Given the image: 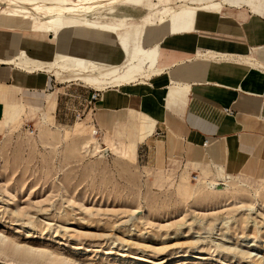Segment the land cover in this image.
Listing matches in <instances>:
<instances>
[{"label": "rangeland", "instance_id": "obj_1", "mask_svg": "<svg viewBox=\"0 0 264 264\" xmlns=\"http://www.w3.org/2000/svg\"><path fill=\"white\" fill-rule=\"evenodd\" d=\"M60 1L72 2L77 9L96 6L89 22L125 27L123 42L136 48L144 45L150 25L172 11L196 6L192 0H136L135 6L116 5L105 14L103 0ZM119 9L125 14H118ZM17 17L23 23H17ZM0 26L53 36L41 17L26 15L20 6L5 13L0 8ZM140 28L142 33L135 34ZM86 35L88 43L78 36V48L64 46L66 58L55 51L47 62L28 56L18 60V70L31 73L45 64L46 73L58 83L74 81L79 88L85 85L94 91L106 86L119 69L83 78L53 66L55 62L74 69L85 51L87 64H96V53L99 63L108 64L114 57L115 37L99 31ZM57 93L38 102L36 110L27 106L14 123L0 116V234L21 248L52 254L40 258L0 244V264H64L63 259L75 264H264L258 260L264 258V180L225 169L230 178L224 183L217 180L214 167L180 160L151 167L137 150L134 157L124 158L112 151L92 153L93 142L104 148L107 137L114 143L125 138L117 137L112 128L102 139L99 134L91 136L96 130L83 121V113L91 108L90 97L83 98L80 92L72 91L71 102L55 123ZM15 101L0 99L1 104ZM206 180H212L215 189L209 190ZM186 188L192 190L191 196L184 194Z\"/></svg>", "mask_w": 264, "mask_h": 264}, {"label": "crops", "instance_id": "obj_2", "mask_svg": "<svg viewBox=\"0 0 264 264\" xmlns=\"http://www.w3.org/2000/svg\"><path fill=\"white\" fill-rule=\"evenodd\" d=\"M213 3L214 11L196 9L198 4L188 7L194 10L189 14L172 11L170 28L155 41H150L149 29L142 47H128L123 42L126 29L118 27V40L130 59L140 60L139 50L151 51L153 57L144 59L143 70L137 71L128 63L113 67L116 43L108 64L99 63L100 54L96 53V64H89L98 67V74L118 69L119 73L106 86L95 87L98 98L89 113H83V121L97 130L101 139L105 130L115 129L124 141L114 143L108 137L105 141L122 145L128 152L133 146L151 167L180 160L189 165L221 166L228 173L264 180V0ZM121 9L118 14H125ZM142 31L140 28L135 34ZM56 42L53 50L51 33L0 26V58H9L20 49L28 54L19 55L15 65L0 64V99L17 100L0 103L5 121L16 122L22 102L37 106L58 91L56 123L71 102L72 91L86 99L96 92L85 85L80 89V83L74 81L58 83L46 73L45 64L31 73L18 70L19 59L30 56L47 62L54 59V51L64 59V46L78 48V42ZM81 58L88 61V52H82Z\"/></svg>", "mask_w": 264, "mask_h": 264}, {"label": "bare ground", "instance_id": "obj_3", "mask_svg": "<svg viewBox=\"0 0 264 264\" xmlns=\"http://www.w3.org/2000/svg\"><path fill=\"white\" fill-rule=\"evenodd\" d=\"M104 5L102 11L106 14V12L110 13L111 11L114 10V7H122V6H135L136 3H139L136 0H103ZM160 1V0H159ZM213 0H192L193 3L198 4L200 7L196 9H208V11H214L212 6H203L204 3H211ZM221 3L227 4V0H220ZM13 6L17 7H22L26 11V15H31L35 14L38 15L39 17L42 18L44 25L53 33V44L56 41H64L68 43H77L78 42V36L84 41V43H88L89 38L87 37L86 33L87 32H92V31H99L100 34L104 35H112L115 37V43L118 47V52L116 54V61L112 62L111 64L113 67L117 68L125 63H128L129 67L132 68V70L136 69L137 71H142L143 70V65L142 61L144 59L150 60L152 59V54L151 51H143L139 50V59L137 61H134L133 59H130V57L126 54L124 47L121 44V41L118 40V28L117 27H109L108 25L105 24H96V23H91L89 22V17L93 14V9L96 8V6H89L86 8L82 9H77L76 4L69 2H61L60 0H29L28 6L24 5L22 2H16L15 0H0V8L3 9V12L9 11ZM203 6V7H201ZM5 7H8L7 9ZM117 9V8H116ZM186 14L191 13V11H194L193 9L190 8H181V10ZM175 12V11H174ZM217 12V11H216ZM171 15V13H170ZM16 18V22L17 19ZM4 19V20H3ZM1 19V22H5V17ZM23 23V20L17 22V23ZM24 24L26 27L29 28L27 21H24ZM171 24V18L168 17L160 21L159 24L157 25H150V41H155L159 36L162 34H165L164 31L168 27L170 28ZM84 28L83 31L78 30V28ZM100 35L101 39L103 36ZM57 43V42H56ZM21 55L26 57L28 54L25 51V49L19 50L17 54H14L10 56L9 58L2 59L0 58V64L2 65H15V61L17 57ZM20 58V57H19ZM114 61V60H113ZM55 68H62L64 71H70V72H76L77 76H82L89 74V75H97L98 74V67L94 64H87V59L86 58H81L78 61V66L77 68L74 69H69L68 67H64L63 64L61 66H58L57 64H54ZM151 67V66H150ZM149 67V70H150ZM99 91H102V88H99ZM16 104V103H15ZM25 106L32 107V109L36 110V105L31 106L24 104L23 102L19 106V112L20 114L23 112L25 109ZM12 119H8L5 122L6 123H13ZM17 121V120H16ZM93 133H96L95 131L92 132V137ZM95 138V137H93ZM92 153H98V152H109L112 151L113 154L121 156L122 158L129 156L134 157V147L132 146L130 148V152L126 150V148L122 145L119 147L114 146L112 142L108 141V146L101 148L98 147V144L96 142L92 143ZM224 167V166H223ZM216 171V178L219 181H222L225 183L226 179H229L230 177L226 175L225 169L222 168L221 166H215L214 167ZM231 180V179H230ZM232 181V180H231ZM196 182L199 183L200 181L196 179ZM209 190L215 189L214 186L215 184L212 183V180H206L204 182ZM184 194L186 196H191L192 195V190L190 188H186L184 190ZM246 211L250 212V209H247ZM252 224L256 225L254 220H251ZM11 244L14 248L24 250L30 254H37L38 257L40 258H50L52 254L50 252H46L44 250H39V249H33L29 247H22L15 244L12 240L8 239L7 237L3 236L0 234V244ZM228 251V250H225ZM230 252V251H228ZM23 254V253H22ZM58 259V258H57ZM64 264H75L69 259H63ZM259 263L264 262V258L261 256L258 258Z\"/></svg>", "mask_w": 264, "mask_h": 264}, {"label": "built area", "instance_id": "obj_4", "mask_svg": "<svg viewBox=\"0 0 264 264\" xmlns=\"http://www.w3.org/2000/svg\"><path fill=\"white\" fill-rule=\"evenodd\" d=\"M97 98H98V92H93V94L90 96V102H89V105H91V107H92V103L95 102L97 100ZM225 112L232 114L228 110H225ZM93 137H98V131H97V133H93ZM99 138H100V136H99Z\"/></svg>", "mask_w": 264, "mask_h": 264}]
</instances>
